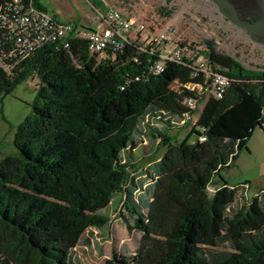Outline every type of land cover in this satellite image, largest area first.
<instances>
[{
  "label": "trees",
  "instance_id": "16d2710c",
  "mask_svg": "<svg viewBox=\"0 0 264 264\" xmlns=\"http://www.w3.org/2000/svg\"><path fill=\"white\" fill-rule=\"evenodd\" d=\"M69 42L43 47L12 76L0 69V101L39 80L16 153L0 160V264H82L78 246L114 212L141 239L135 254L115 250L104 264H264V191L249 199L248 183L220 175L264 127V69L206 41L199 54L229 87L202 104L197 141L177 142L169 130L188 126L185 100L195 97L183 86L205 79L193 62L153 74L159 54L136 44L113 58L91 55L83 36ZM147 147L163 153L143 171L136 152Z\"/></svg>",
  "mask_w": 264,
  "mask_h": 264
},
{
  "label": "rangeland",
  "instance_id": "374dc122",
  "mask_svg": "<svg viewBox=\"0 0 264 264\" xmlns=\"http://www.w3.org/2000/svg\"><path fill=\"white\" fill-rule=\"evenodd\" d=\"M47 12L64 23L79 24L85 31L99 30L102 25L100 16L110 9L120 11L125 17L145 25L151 32L172 29L181 37L182 45L187 47L190 57L206 51V41H213L217 51L236 57L247 68L264 69V42L253 40L248 31L234 26L214 6L211 0H40ZM39 80L34 77L19 85L12 94L0 101V160L15 154L14 137L17 127L32 114V104L36 98ZM200 107L193 122L187 127L169 130V135L177 142L190 136L195 143ZM255 135L246 144L231 167L220 175L232 185L248 183L247 197L252 199L264 190V131L258 127ZM149 154L138 150V167L143 171L161 156L163 151L154 153L147 147ZM218 180L220 176H217ZM108 230H90L77 251L82 264H104L116 250L124 255H133L139 247L141 234L129 235L124 223L116 213Z\"/></svg>",
  "mask_w": 264,
  "mask_h": 264
},
{
  "label": "built area",
  "instance_id": "2783aa9c",
  "mask_svg": "<svg viewBox=\"0 0 264 264\" xmlns=\"http://www.w3.org/2000/svg\"><path fill=\"white\" fill-rule=\"evenodd\" d=\"M100 18L102 25L99 30L79 31L74 23L57 20L32 2H5L0 8V69L12 76L43 47L61 43L68 49L69 39L83 36L88 41L91 55L111 52L112 57L116 58L117 53L127 44H136L142 52L159 54V60L151 67L153 74L163 73L169 62H193L195 76L201 73L205 79L201 84L189 83L183 86L195 97L185 100L187 112L183 115L182 125L196 120L197 112L209 98H223L229 87V79L212 72L207 59L199 52L188 57V49L182 45L176 31L168 28L151 32L145 25L136 23L114 9ZM173 88L178 90L180 85L175 83ZM200 140L205 141V138Z\"/></svg>",
  "mask_w": 264,
  "mask_h": 264
},
{
  "label": "water",
  "instance_id": "95a60500",
  "mask_svg": "<svg viewBox=\"0 0 264 264\" xmlns=\"http://www.w3.org/2000/svg\"><path fill=\"white\" fill-rule=\"evenodd\" d=\"M234 26L248 31L253 40L264 42V0H211ZM234 59L238 60L236 57Z\"/></svg>",
  "mask_w": 264,
  "mask_h": 264
},
{
  "label": "crops",
  "instance_id": "0c3cea01",
  "mask_svg": "<svg viewBox=\"0 0 264 264\" xmlns=\"http://www.w3.org/2000/svg\"><path fill=\"white\" fill-rule=\"evenodd\" d=\"M78 27H79V31H85V30H83V28H81L79 25H78ZM262 129V128H261ZM263 131H264V127H263V129H262ZM257 131L255 130L253 133V135H255V133H256ZM250 188V187H249ZM262 191V190H261ZM264 191V190H263ZM257 195V194H256ZM114 217V214L112 213V218ZM118 220H120V219H118ZM109 229V228H108ZM108 229H105V230H108ZM104 230V231H105ZM103 232V231H102ZM133 236V235H132ZM79 247H80V245L78 246V248L77 249H79ZM135 254V253H134ZM77 256H78V258H80V255H79V252L77 251Z\"/></svg>",
  "mask_w": 264,
  "mask_h": 264
}]
</instances>
